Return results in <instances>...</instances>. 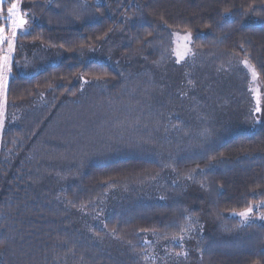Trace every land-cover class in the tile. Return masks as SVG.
<instances>
[{"label":"trees","instance_id":"16d2710c","mask_svg":"<svg viewBox=\"0 0 264 264\" xmlns=\"http://www.w3.org/2000/svg\"><path fill=\"white\" fill-rule=\"evenodd\" d=\"M98 1H21L17 53L62 57L7 84L0 264H146L147 240L264 264V114L239 126L247 79L229 73L247 61L264 96V0ZM173 32L197 58L185 98L160 82Z\"/></svg>","mask_w":264,"mask_h":264},{"label":"rangeland","instance_id":"374dc122","mask_svg":"<svg viewBox=\"0 0 264 264\" xmlns=\"http://www.w3.org/2000/svg\"><path fill=\"white\" fill-rule=\"evenodd\" d=\"M22 0H0V24H4V28L9 27V23L7 20L8 10L15 7L17 8L22 15V25L17 28H11L13 30V36L9 41H5L6 46L3 44L0 46V143L1 136L4 129V116H5V92L7 88V84L9 79L11 78L14 70H19V72L24 73L26 69L29 68V65L35 64L36 59L40 62L39 65L41 67L45 65H50L58 62L62 54L58 51H50L43 48L31 49L29 54L17 53V47L19 42L17 39L18 32L25 26L26 24V13L21 12L20 5ZM111 0H99V3H106ZM122 3L125 0H121ZM4 33L7 31H3ZM20 56V59L17 57ZM81 59L88 58L89 55H84V53H79L78 55ZM36 58V59H35ZM197 59L194 55L191 46V36L185 32H173L171 38V57L169 60V66L164 67L162 74L160 75V82L164 85L165 89L170 91L174 90V86L176 87V94L181 95L183 98L187 97L186 92L194 87L193 82H189L187 79L190 78L192 72H188V67H195V62ZM84 60V59H83ZM34 62V63H33ZM37 63V62H36ZM179 66L180 77L174 73H172L174 66ZM38 66V65H37ZM36 66V67H37ZM41 67L35 68L36 71L40 70ZM182 70V71H181ZM34 71V72H36ZM230 71L229 73L238 75H243L247 79L246 85V104L243 109V116L237 119L239 120V126L244 128L245 126H250L253 129L259 128L262 123L264 109H263V89L260 80L257 78L252 67L247 63V61L237 58L233 59L230 63ZM185 81H181L178 85H173V79L185 78ZM226 76V75H223ZM193 77V76H192ZM225 80V78H224ZM180 81V80H179ZM108 86L107 84L101 83L99 87ZM170 111L169 117L174 116L176 114V110L172 109ZM86 215V213H84ZM90 222H86L85 219L82 221V225L85 231L88 233L94 234L93 226H97V220L91 219ZM98 235V234H97ZM95 237V236H94ZM98 238V237H97ZM145 246L147 247L141 253L143 255V260L146 264H192L189 260L192 257L190 250L186 249L184 245H179L182 248L177 252H173L162 246V248H157L155 241H145ZM152 245V246H151ZM151 248V249H150ZM149 249V252H147ZM191 262V263H190Z\"/></svg>","mask_w":264,"mask_h":264},{"label":"built area","instance_id":"2783aa9c","mask_svg":"<svg viewBox=\"0 0 264 264\" xmlns=\"http://www.w3.org/2000/svg\"><path fill=\"white\" fill-rule=\"evenodd\" d=\"M7 20L10 28H17L22 25V15L15 7L8 10Z\"/></svg>","mask_w":264,"mask_h":264},{"label":"crops","instance_id":"0c3cea01","mask_svg":"<svg viewBox=\"0 0 264 264\" xmlns=\"http://www.w3.org/2000/svg\"><path fill=\"white\" fill-rule=\"evenodd\" d=\"M4 24H0V46L3 44V46H6V43H4L5 41H9L10 38L13 36V30L10 28V26L7 28H4ZM7 31V32H3V31Z\"/></svg>","mask_w":264,"mask_h":264}]
</instances>
